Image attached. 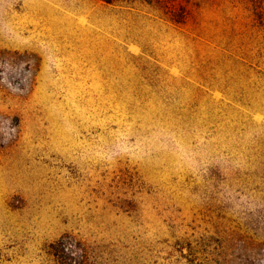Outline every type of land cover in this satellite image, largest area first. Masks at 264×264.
Instances as JSON below:
<instances>
[{
	"label": "rangeland",
	"instance_id": "374dc122",
	"mask_svg": "<svg viewBox=\"0 0 264 264\" xmlns=\"http://www.w3.org/2000/svg\"><path fill=\"white\" fill-rule=\"evenodd\" d=\"M64 234L264 264V0H0V264Z\"/></svg>",
	"mask_w": 264,
	"mask_h": 264
},
{
	"label": "trees",
	"instance_id": "16d2710c",
	"mask_svg": "<svg viewBox=\"0 0 264 264\" xmlns=\"http://www.w3.org/2000/svg\"><path fill=\"white\" fill-rule=\"evenodd\" d=\"M106 4L128 3L133 0H100ZM150 3L153 0H142ZM182 9L171 11L170 19L174 21L182 20L184 16ZM48 254L51 255L57 264H86L87 246L80 240L69 234L62 235L59 239L48 245Z\"/></svg>",
	"mask_w": 264,
	"mask_h": 264
}]
</instances>
